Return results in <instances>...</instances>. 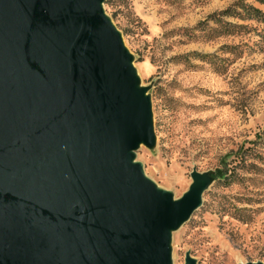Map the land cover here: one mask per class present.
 I'll return each mask as SVG.
<instances>
[{"label": "water", "instance_id": "95a60500", "mask_svg": "<svg viewBox=\"0 0 264 264\" xmlns=\"http://www.w3.org/2000/svg\"><path fill=\"white\" fill-rule=\"evenodd\" d=\"M106 1L0 0V264H172L214 180L174 197L136 160L152 101Z\"/></svg>", "mask_w": 264, "mask_h": 264}, {"label": "rangeland", "instance_id": "374dc122", "mask_svg": "<svg viewBox=\"0 0 264 264\" xmlns=\"http://www.w3.org/2000/svg\"><path fill=\"white\" fill-rule=\"evenodd\" d=\"M104 9L133 55L151 96L155 145L136 160L174 197L193 169L212 172L221 157L264 127V38L259 29L224 34L219 12L237 0H107ZM264 11V4L246 0ZM232 23L261 25L236 17ZM247 145V144H246ZM258 168L214 179L201 206L171 235L172 264L264 262V149Z\"/></svg>", "mask_w": 264, "mask_h": 264}, {"label": "trees", "instance_id": "16d2710c", "mask_svg": "<svg viewBox=\"0 0 264 264\" xmlns=\"http://www.w3.org/2000/svg\"><path fill=\"white\" fill-rule=\"evenodd\" d=\"M260 4H264V0H254ZM108 2V1H106ZM219 16L214 18L215 22H223L224 34L240 35L249 33L251 30L259 29L257 35L264 38V11L254 6L246 0H237L227 8L220 11ZM236 17L242 21H253L261 27L252 26L244 23H232L223 20V17ZM247 144V145H246ZM264 149V127L255 133V138L246 141L238 146L235 150L229 151L221 157L219 167L214 169L213 178L220 181H226L227 184L235 180L237 176V168L242 170H250L258 168L254 160H262L260 150Z\"/></svg>", "mask_w": 264, "mask_h": 264}]
</instances>
